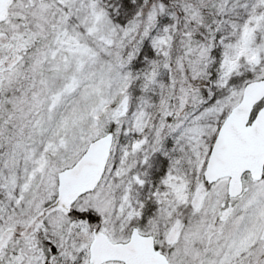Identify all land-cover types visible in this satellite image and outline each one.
Segmentation results:
<instances>
[{
  "label": "snow or ice",
  "instance_id": "6c2138e0",
  "mask_svg": "<svg viewBox=\"0 0 264 264\" xmlns=\"http://www.w3.org/2000/svg\"><path fill=\"white\" fill-rule=\"evenodd\" d=\"M0 264H264V0H0Z\"/></svg>",
  "mask_w": 264,
  "mask_h": 264
}]
</instances>
